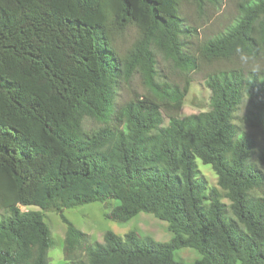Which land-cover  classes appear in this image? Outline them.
I'll list each match as a JSON object with an SVG mask.
<instances>
[{
	"label": "trees",
	"instance_id": "1",
	"mask_svg": "<svg viewBox=\"0 0 264 264\" xmlns=\"http://www.w3.org/2000/svg\"><path fill=\"white\" fill-rule=\"evenodd\" d=\"M220 2L0 0V264H50L43 210L66 225L65 264H264V174L236 122L245 103L264 144V69L209 74L210 110L186 117L191 78L163 80L158 69V56L186 73L201 62L264 59V0H237L234 21L198 39L183 5ZM131 27L137 34L120 49ZM137 75L144 92L118 104ZM197 159L211 165L228 204ZM113 200L108 218L149 213L168 222L171 239L108 230L91 241L63 213ZM181 248L200 257L177 259Z\"/></svg>",
	"mask_w": 264,
	"mask_h": 264
},
{
	"label": "rangeland",
	"instance_id": "2",
	"mask_svg": "<svg viewBox=\"0 0 264 264\" xmlns=\"http://www.w3.org/2000/svg\"><path fill=\"white\" fill-rule=\"evenodd\" d=\"M220 5L213 7L207 5L205 10L199 11L194 4L185 3L182 13L188 19V23L197 29L198 39H205L215 36L225 30L237 16V0H220ZM137 32L135 27H131L118 41L120 49L126 47L134 40ZM244 67L246 69H264V59L253 61L237 58L231 61H218L214 63L201 62L199 67L189 73L178 68L172 61L165 60L158 56V69L163 80L183 84L186 77L192 80L191 89L185 98L180 117L210 110L211 90L206 85V78L209 74L223 68ZM144 92V85L139 75L135 76L130 85L121 86L117 92L116 101L118 104L129 100L131 97ZM247 105L244 103L237 115L236 122L244 131L248 138L253 141V161L262 170L264 167L258 162V154L263 147L261 134L249 127L245 121ZM89 125H95L93 121H88ZM168 118L165 117V125ZM197 168L209 188L218 190L220 199L224 203L230 201L225 196V191L218 185V178L209 164H204L197 159ZM117 204L113 200L108 205L100 201L85 203L63 210L64 215L79 229L90 236L91 241H103L104 233L108 230L124 236L130 231L137 232L142 237H149L155 241L167 242L171 239L172 233L168 229V222L158 219L152 214L139 212L134 217L126 221H118L107 217L110 208ZM22 210L38 209L36 206H21ZM44 220L51 229L54 245L48 250L50 264H65L63 252L66 225L62 221L60 213L54 210H43ZM176 258L184 262H193L200 257V254L193 248H181L176 251Z\"/></svg>",
	"mask_w": 264,
	"mask_h": 264
}]
</instances>
